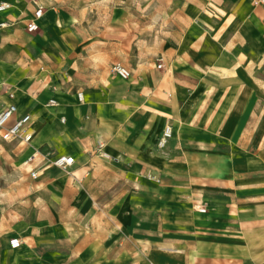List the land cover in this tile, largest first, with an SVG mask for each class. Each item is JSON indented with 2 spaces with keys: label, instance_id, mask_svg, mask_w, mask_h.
Here are the masks:
<instances>
[{
  "label": "crops",
  "instance_id": "1",
  "mask_svg": "<svg viewBox=\"0 0 264 264\" xmlns=\"http://www.w3.org/2000/svg\"><path fill=\"white\" fill-rule=\"evenodd\" d=\"M260 1L0 0V264H264Z\"/></svg>",
  "mask_w": 264,
  "mask_h": 264
},
{
  "label": "built area",
  "instance_id": "2",
  "mask_svg": "<svg viewBox=\"0 0 264 264\" xmlns=\"http://www.w3.org/2000/svg\"><path fill=\"white\" fill-rule=\"evenodd\" d=\"M35 6L36 11L34 13V18L31 20L26 28L28 32H37L39 26L37 21L40 20L44 14V6L40 2V0H30ZM51 1V0H47ZM260 3L264 4V0H261ZM10 8V4L8 3H0V12H4ZM9 24L4 22L0 24L1 28L7 27ZM158 68L161 69L162 65L159 64ZM111 73L115 76H118L122 79H129L131 76L130 71L122 66L121 64H115L111 67ZM79 100H82V94L78 95ZM51 105H56L54 100L49 102ZM17 114V107L14 104H0V137L5 142H11L14 140H19L24 143H30L33 134L29 131L28 126L31 121L30 115L20 116L15 118ZM172 136V127L168 126L165 128L161 139L158 142V148L162 149L167 141ZM98 152L100 156L105 157L106 155L102 153L103 145L98 143ZM49 164L55 167H58L62 170L67 171L74 165V158L70 156H55L49 158ZM32 176L36 178L37 174L32 173ZM201 211H204L202 209ZM10 246L13 249H17L21 246V242L19 239L14 238L10 241Z\"/></svg>",
  "mask_w": 264,
  "mask_h": 264
},
{
  "label": "rangeland",
  "instance_id": "3",
  "mask_svg": "<svg viewBox=\"0 0 264 264\" xmlns=\"http://www.w3.org/2000/svg\"><path fill=\"white\" fill-rule=\"evenodd\" d=\"M155 2H157V1H155ZM155 2H154V3H155ZM106 3H107V2H106ZM144 3H145V2H143V1H142V2H138V5H141V4H144ZM150 3H152V2H148L147 5L150 4ZM101 4H103V2H101ZM123 4H125V3L123 2ZM109 5H111V3L108 4V6H109ZM2 19H3V18H2ZM2 19L0 18V20H2ZM3 20H4V19H3ZM2 23H4V22H2ZM6 23H7V22H6ZM0 28H1V27H0Z\"/></svg>",
  "mask_w": 264,
  "mask_h": 264
}]
</instances>
